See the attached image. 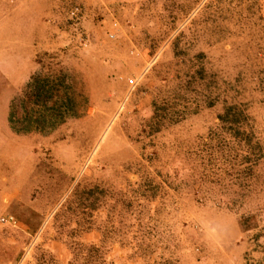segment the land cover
I'll return each mask as SVG.
<instances>
[{
  "label": "rangeland",
  "instance_id": "obj_1",
  "mask_svg": "<svg viewBox=\"0 0 264 264\" xmlns=\"http://www.w3.org/2000/svg\"><path fill=\"white\" fill-rule=\"evenodd\" d=\"M31 77L75 115L15 132ZM0 125L9 210L65 264H264V0H0Z\"/></svg>",
  "mask_w": 264,
  "mask_h": 264
},
{
  "label": "trees",
  "instance_id": "obj_2",
  "mask_svg": "<svg viewBox=\"0 0 264 264\" xmlns=\"http://www.w3.org/2000/svg\"><path fill=\"white\" fill-rule=\"evenodd\" d=\"M25 87V101L20 100L21 118L16 116L18 102L16 104L15 98L9 103L8 122L15 132L48 131L75 115L70 95L63 93V97H59L56 87L49 81L31 77Z\"/></svg>",
  "mask_w": 264,
  "mask_h": 264
},
{
  "label": "crops",
  "instance_id": "obj_3",
  "mask_svg": "<svg viewBox=\"0 0 264 264\" xmlns=\"http://www.w3.org/2000/svg\"><path fill=\"white\" fill-rule=\"evenodd\" d=\"M3 130L4 138L11 141L16 134L12 133L6 125H0ZM0 190V217L5 215H12L15 213L9 210V204L20 199L18 189L11 186ZM8 187H11L8 189ZM93 239V234L85 235V238ZM36 240H42L43 246L48 247V250L53 253L55 264H65L66 261V247L65 245L55 239L43 237V233H33L31 229L14 218L13 223H0V245L4 252L0 253V264H28L33 253V245ZM10 251L11 255L9 252ZM12 251L20 253L19 255L12 254Z\"/></svg>",
  "mask_w": 264,
  "mask_h": 264
},
{
  "label": "built area",
  "instance_id": "obj_4",
  "mask_svg": "<svg viewBox=\"0 0 264 264\" xmlns=\"http://www.w3.org/2000/svg\"><path fill=\"white\" fill-rule=\"evenodd\" d=\"M14 218L12 215H5L0 217V223H13Z\"/></svg>",
  "mask_w": 264,
  "mask_h": 264
}]
</instances>
